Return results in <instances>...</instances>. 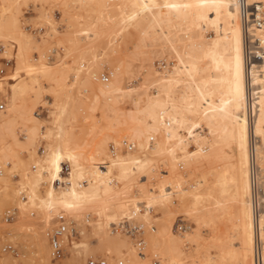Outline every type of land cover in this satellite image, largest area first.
I'll list each match as a JSON object with an SVG mask.
<instances>
[{"label": "rangeland", "instance_id": "1", "mask_svg": "<svg viewBox=\"0 0 264 264\" xmlns=\"http://www.w3.org/2000/svg\"><path fill=\"white\" fill-rule=\"evenodd\" d=\"M133 2L134 0H0V81L7 89L14 82L25 81L26 84L17 93L18 108L11 128L0 134V264H88L90 258H104L108 264H118L119 260L127 264V259L132 258L129 249L121 247L119 251L122 252L118 256L114 245L109 250L106 246L99 245V236L93 233L96 224L106 233L130 236L136 247L135 251L143 255V259L139 260L140 264H177L171 263V256H167L169 254L163 250L166 247L165 237L168 236L163 231L167 225H170L171 232L177 237L176 245L183 251L182 264H202L207 255L217 259L221 255L220 249L226 245L222 243L228 242L227 232L231 231L235 222L232 216L233 204H229L225 213L217 216L211 225H202L196 222V217L203 203L200 202L196 207V213L194 209L189 213L179 210L183 195L178 187L171 185V190L175 193L168 205L173 214L166 216L157 205L148 203L149 200L140 195L141 185L138 187L135 184H140L141 181L146 187L156 184L160 180V173L169 167L168 155H156L153 150L154 142L159 141V135H150L154 142L149 147L140 148L139 141L131 131L115 122L111 108L114 106L123 111L134 110L132 97L125 96L120 91H110L102 95L98 90L103 84L99 77L108 73V82L114 81L123 91H126L127 86L134 85L141 95L144 90L153 93L155 86L151 85H154V81L153 84L150 81L156 77L149 67L153 64L160 67L158 64L161 63L171 68L176 62L168 52H164L163 56L159 54V48L151 37L155 35L156 29L148 27V20L137 18L131 24L129 20L127 22L133 8L135 10ZM174 31L177 34L183 33L177 29ZM206 34L214 35V31L209 29ZM43 69L47 71L42 73ZM148 70L152 71L148 73ZM161 70L162 68L159 69ZM218 98L220 94L216 93V99ZM4 103L7 113L8 100ZM61 104H67V113L62 124L65 127L62 128L70 146L81 154L80 163L87 170H92L96 163L109 168L113 158L109 151L111 144L117 148L116 156L126 154L127 151L121 149L123 139L134 142L136 148L132 151L149 159L151 166H146L144 172L132 174L131 178L137 179L132 182L133 187L131 185L127 195L123 194L124 197L104 200L106 196H103L101 199L104 201L101 200L94 210H76V215L80 216L77 218L81 220L84 217L82 223L88 230L86 237H83L78 223L69 215L75 228L74 237H70L64 255L52 261L48 259L41 236L45 235V230L53 222L56 213L48 216L44 214L47 213L45 211L31 209V191L24 174L37 169L34 168L37 160L43 163L42 159L54 143L51 133L56 131L55 116ZM29 113L36 120H27L26 115ZM143 120L144 123L149 122L148 117ZM196 130L207 134L204 124ZM195 148L196 145L190 141L188 149ZM45 150L46 153H43ZM260 151L264 156V149ZM175 165L178 174L184 177L183 188H190L201 178V170L191 173L183 161ZM62 166V174L65 176L70 166L66 161ZM40 168L41 165L37 170ZM117 173L118 170L112 168L109 174L112 179L110 185L116 193L128 183L119 180ZM263 176L264 164L263 169L258 172L257 180L260 212L264 204ZM47 181L45 177L41 180L42 185L38 187L40 194L47 189ZM22 190H25L24 200L20 194ZM106 200H121L123 203L139 201L142 215L132 218L119 216L113 220L115 202L112 204ZM109 204L112 205L110 208L107 207ZM145 210H148L149 219L144 217ZM87 214L89 220H86ZM124 221L131 226L142 225L141 234L135 233L133 229L113 230L109 226ZM194 232L200 233L198 241L191 238ZM217 237L221 245L213 243L211 239ZM222 237L224 238L221 239ZM139 238L145 241L141 249L137 246ZM85 242L89 247L86 250L83 247ZM6 244H11L16 249V254L4 252L3 247ZM161 251L165 255H161ZM226 260L227 264H237L230 262L229 258Z\"/></svg>", "mask_w": 264, "mask_h": 264}, {"label": "bare ground", "instance_id": "2", "mask_svg": "<svg viewBox=\"0 0 264 264\" xmlns=\"http://www.w3.org/2000/svg\"><path fill=\"white\" fill-rule=\"evenodd\" d=\"M259 2L264 7V0ZM133 4L135 10L133 8L127 22L129 20L131 24L138 19L148 20L150 24L147 26L156 29L155 35L151 37L159 48V54L163 56L164 52H168L176 62L171 68L161 63L158 64L160 67L154 64L149 67L156 77L150 81L152 84L154 81V85L150 83L151 87L155 86L153 93L144 90L142 96L134 85L127 86L126 91H123L114 81H101L103 84L98 88L102 95L110 91H120L125 96L132 97L134 110L123 111L114 106L111 108L115 122L131 131L139 141L140 148L149 147L154 142L150 135H159V141L154 142L153 150L156 155H168L169 159H166L169 160V167L160 173V180L155 181L156 184L146 187L142 181L140 184L135 183L138 187L141 185L142 193L139 194L144 195L149 200L148 203L157 205L164 215L171 216L173 211L168 202L175 193L171 190L173 184L183 195L179 210L189 213L194 209L196 213V207L202 202L203 206L199 209L196 222L207 226L211 225L217 216H222L229 204H233L232 216L235 222L231 231L227 232L228 242L222 243L226 245L220 249L221 255H218L217 259L207 255L202 264H227L226 258L237 264H253V246L256 239L262 243L264 258V204L261 212L255 213L250 157V139L254 135L258 138L254 147V163L258 171H261L264 164V156L260 151L264 149V68L262 76L256 75L253 79L258 93L257 114L253 125L249 126L246 117L243 28L237 0H134ZM175 29L183 33L177 34ZM209 29L214 31V35L207 36ZM259 29L261 27L257 26L256 30ZM261 38L264 41V33ZM152 70H148V73ZM46 71L43 69L42 73ZM24 82H14L10 84V89H7L0 81V100H8V112L6 113L5 108L0 114V134L10 129L15 120L14 113L18 108L17 93L25 88ZM216 93L220 94V98L216 99ZM58 110L55 116L56 125L54 124L56 131L51 133L54 143L47 153L46 150L43 151L46 153L42 159L43 163L37 162L38 160L34 162V168L38 169L41 165L40 170L24 174L31 191L29 205L33 207L31 209H37L36 211L47 212L44 213L47 215L56 213L55 217L61 211L71 215L74 222L78 223L83 237H86L88 230L82 223L84 217L81 220L77 218L80 216L76 215V210H94L102 202L103 196H106L105 200L119 199L123 194L127 195L137 179H132V174L144 172L146 166L151 165L149 159L142 158L132 151L135 146L131 150H125L127 153L124 155L116 156L117 150L114 154L109 150L113 154H110L113 158L109 168L96 163L92 170H87L80 163L81 154L70 146L63 129L65 126H62L67 104L59 105ZM144 117H148L149 122L144 123ZM26 119L34 121L36 117L29 113ZM202 124L205 125L207 134L196 130ZM190 141L196 145L193 150L188 149ZM64 161L70 166L65 176L62 174ZM179 161H183L191 173L200 170L202 173L196 184L188 189L182 187L184 177L176 170L175 164ZM112 168L118 170L119 180L128 181L122 191L117 193L110 185L112 179L109 174ZM44 177L48 179V187L46 186L45 192L40 194L38 187L42 185L41 180ZM262 192L264 195V188ZM108 202L113 204L115 201ZM123 202L119 200L113 204L116 211L115 215L112 214L113 220L119 216L132 218L141 214L139 201ZM111 206L107 205L108 208ZM145 211L144 217L149 219L148 210ZM55 217L49 226L55 223ZM93 228V233L99 236V245L106 246L108 250L114 245L118 256L122 252L119 251L120 248L126 247L132 257L127 259V264H140L139 260L143 259V255L135 251L136 247L130 236L106 233L99 224ZM163 232L168 234L163 250L169 254L167 256H171L170 262L182 264L183 251L176 245L177 237L171 232L170 225H167ZM41 237L48 259L52 260L48 239L44 234ZM191 238L198 241L200 233H192ZM211 239L213 243H221L218 237ZM83 247L85 250L89 248L86 242ZM217 247L220 248L219 245ZM165 252L161 251V255H165ZM118 263L123 264V261L119 260Z\"/></svg>", "mask_w": 264, "mask_h": 264}, {"label": "built area", "instance_id": "3", "mask_svg": "<svg viewBox=\"0 0 264 264\" xmlns=\"http://www.w3.org/2000/svg\"><path fill=\"white\" fill-rule=\"evenodd\" d=\"M239 19L243 28V42H244V63H245V81H246V117L248 119L249 126L253 125L257 114V98L258 93L256 85H254L253 79L257 76H262L264 68V41L261 38L264 33V7L259 1L250 0H237ZM257 26H260L259 31L256 30ZM99 79L102 82H107L109 79L108 73L100 75ZM5 110V103L0 100V114ZM258 140L254 135L250 139V157H251V182L253 185V199L255 213L260 211V196L257 189L258 169L254 163L256 153L254 150L255 143ZM135 148L133 142L123 139L121 141L122 150H131ZM110 150L114 154L116 148L114 145H110ZM112 154V155H113ZM22 199H26L25 190L20 191ZM90 217L87 214L86 220ZM73 221L63 211L59 212L55 217V223L53 226H48L45 230V235L49 242V255L50 258L55 261L60 259L65 253V247L70 242V237H74L75 228L72 225ZM113 230L128 229L135 230V233L141 234V225L131 226L127 221L118 223L117 225H109ZM144 241L139 238L137 241L138 248H142ZM4 252H10L16 254V249L11 244H6L3 247ZM253 264H264L262 243L259 239L255 240L253 246L252 255ZM88 264H108L104 258L88 260ZM121 264V263H118Z\"/></svg>", "mask_w": 264, "mask_h": 264}]
</instances>
